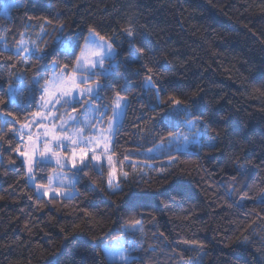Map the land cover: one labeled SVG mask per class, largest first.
Segmentation results:
<instances>
[{"label":"trees","instance_id":"trees-1","mask_svg":"<svg viewBox=\"0 0 264 264\" xmlns=\"http://www.w3.org/2000/svg\"><path fill=\"white\" fill-rule=\"evenodd\" d=\"M13 1L0 12V264H264V0ZM91 31L116 56L111 75L95 78L102 99L74 101V111L103 107L109 120L117 96L126 99L110 151L127 174L123 191L109 190L105 166L88 164L71 171L68 196L45 197L35 187L58 169L34 163L29 184L20 130L39 111L53 61L73 73ZM24 40L35 56L55 55L17 56ZM18 78L28 88L9 104ZM170 97L200 118L211 144L148 158L154 143H167ZM117 239L135 241L126 263L103 252Z\"/></svg>","mask_w":264,"mask_h":264},{"label":"rangeland","instance_id":"rangeland-1","mask_svg":"<svg viewBox=\"0 0 264 264\" xmlns=\"http://www.w3.org/2000/svg\"><path fill=\"white\" fill-rule=\"evenodd\" d=\"M1 7L0 12L2 14H7L9 9L14 5L13 0H0ZM90 36H94L99 43H110L109 41L105 40L100 41V37L93 31L89 32L82 49L85 48V43ZM21 48H28L31 50L34 49V45L31 44L29 41H21L18 48L15 49V52ZM112 50L116 53L115 48L112 45ZM29 53V52H28ZM81 53V52H80ZM27 54V53H24ZM80 56V54H79ZM78 56V57H79ZM105 60L104 67L108 68L110 66V62ZM112 64V62H111ZM73 73L69 74V76L65 77L62 84L57 85L52 83L54 72L51 73L49 79L47 80L48 84V91L44 93V100H40L39 105V115H34L32 120L25 126H23L20 130V143H23L24 153L27 155H32L34 161L40 160L43 162L53 163L57 167V171H54L51 175V184L49 183L48 186L42 187L37 186L35 187L32 172L29 173L28 165L25 163V155L22 156L23 163L25 166L27 180L31 186L35 187V191L37 194L43 195L44 191H48V195L45 197H52L57 196L53 189H58L60 195L58 196H68L70 193V189L74 187L73 181L74 176H72L71 171L80 169L83 165L80 163V149L84 147L85 144H88L87 149V156L85 157L84 163L85 164H92L96 165L97 168L105 166L107 170V181L109 179V172L114 173V180L113 186L114 189L116 187V182L120 180V178H126L123 169H120L117 166L115 158L110 153L111 151V143L113 134L121 123L123 116L114 117V114L109 120H105L103 116L99 113H94L92 109L99 108L98 106H91L89 105L85 110L81 113L77 114L74 110H68L70 106L64 103V100H72V96H59L60 103H56L57 96L64 90L70 88L72 86V75H75L77 78H80L86 73L84 72H76V63L73 68ZM63 72L55 71V75L59 76ZM96 78V77H95ZM35 79V78H33ZM46 82V81H45ZM45 82L43 85H45ZM98 82V81H96ZM99 83V82H98ZM42 85V86H43ZM89 85L82 84L81 88H87ZM94 87L95 84H92ZM79 90H74L73 95ZM89 98V97H88ZM80 98L77 96V100ZM117 99V98H116ZM115 99V101H116ZM17 100V99H16ZM76 100V101H77ZM126 101V99H124ZM115 101L113 104V113L115 109ZM63 105V106H61ZM49 109H51L49 111ZM199 126V124H198ZM31 137V139L29 138ZM77 140L76 144H73L72 140ZM47 143L50 148H54L56 154L53 155L52 153L46 154L45 157H41L40 153L44 150V144ZM57 144H62L61 147L56 148ZM200 145L211 144V140L205 135L203 136L199 142L189 143L186 148L187 149L190 145ZM73 150H75V158H76V167H72V159H73ZM95 152V154L99 157L98 160L92 161L90 158ZM158 153L156 154V156ZM146 157L149 158L148 152H146ZM110 158V160H109ZM57 161H60L58 164ZM142 163H146L142 161ZM103 164V165H100ZM63 165V167H61ZM68 169V170H65ZM120 187V186H119ZM109 188V185H108ZM110 190V188H109ZM113 191V190H110ZM259 200H264V194ZM139 231L138 228H135L132 233H137ZM135 241L133 239L127 240L126 242L120 239H117L114 242L109 244L103 245V249L105 247L110 249L124 250L127 259L125 261H121L119 256L114 258H109L106 256L108 261H115L119 263H126L131 259L130 251L134 248Z\"/></svg>","mask_w":264,"mask_h":264},{"label":"snow or ice","instance_id":"snow-or-ice-1","mask_svg":"<svg viewBox=\"0 0 264 264\" xmlns=\"http://www.w3.org/2000/svg\"><path fill=\"white\" fill-rule=\"evenodd\" d=\"M131 36V33H129ZM100 41H104V37H100ZM133 41H130V43ZM114 43V42H113ZM78 47V45H77ZM35 49L31 50V57H34L37 60H45L48 56L55 55V53H46L41 56H35ZM63 51L66 54L74 55V49L65 46ZM30 50L28 48H21L16 51V55L20 56L24 53H28ZM116 53L112 50V44L111 43H99L97 42L96 38L94 36H90L88 40L85 43V48L81 50L80 56L76 58V72H84L86 75L77 78L75 75H72V86L64 91H62L56 98V103H60L59 96H72V100H64V103L69 104L70 107L75 109L77 106L74 101L77 100V96L80 98L79 102L83 103L84 100H86L88 97H91L93 99H102L101 93L104 91V85L100 84L95 81V77L97 75L105 77V79L108 78L109 75H111V68L113 65L111 64V61L115 59ZM134 59H138V57H133ZM105 60H108L110 62V66L108 68L104 67ZM53 80L52 83L60 85L63 83L65 77L69 76L68 73H62L59 76L55 75V69L57 68V64L55 61H53ZM67 67V65H65ZM41 79H44L43 77L35 78L32 81V87L29 89L32 95V102L35 101V94H36V86L40 85ZM18 82L20 84V88L9 86V104H16V97L17 94L22 91L23 89L28 88V85L24 84L23 78H18ZM48 82H45V85L41 86L40 88V100H44V93L48 91L47 87ZM82 84L89 85L87 88H81L80 86ZM92 84H95L93 87ZM154 88H156V85L152 83L151 78H149L148 83L145 85V89L148 92H151ZM79 90L76 95H73L74 90ZM162 89H157L155 92L157 102L159 103L161 100V93ZM169 100L171 101V104L173 107L168 112L166 116H163L161 118V123L167 124L169 128V136L167 143H164L163 141L161 143H154L152 147L147 149V152L149 154V158L155 159L156 154L158 153L160 156H173L175 153H179L184 148L187 147L189 143L193 142H199L200 139L207 135V129L203 124H200L198 126L199 117H194L193 113L189 112L188 109L184 108L181 109L179 106L181 105L182 101L179 99H175L173 97H170ZM0 103H4V101H0ZM63 106V105H61ZM90 107V106H89ZM127 108V102L124 100L122 96H117V99L115 101V109H114V117H120L123 116L125 113V110ZM51 109H49L50 111ZM152 111H156V107L153 106ZM94 113H99L101 116L106 115L107 109L106 108H95L92 109ZM39 111L37 113H34V115H39ZM7 115L11 116L13 120L15 119V116L11 111H7ZM183 117V121L179 119V117ZM179 129V131H176ZM175 133V134H174ZM183 133V134H182ZM31 139V137H29ZM73 144L77 143V140L71 141ZM62 144H57L56 148L61 147ZM87 149L88 144H85L84 147L80 149V163L83 165V168L78 169V172L83 171L85 168L88 167L87 164L84 163L85 157L87 156ZM73 159H72V167H76V158H75V150H73ZM52 153L53 155L56 154V151L54 148H50L47 143L44 144V150L40 153V156L43 158L46 156V154ZM22 155H25V163L28 165V171L31 173L33 171V164H41L43 161H34L32 155H27L25 153H21ZM92 161H96L99 159V157L93 152L91 158ZM110 160V158H109ZM59 164L60 161H57ZM63 167V165H61ZM97 174H102V168L97 170ZM109 179H108V185L110 190H113V194H120L122 193L123 189L119 187V182H116V187L113 189V180H114V173L109 172ZM127 174L125 173V176ZM49 183L51 184V179L49 180ZM76 181H73V184H75ZM39 187V186H38ZM55 192V195H60V192L58 189H53ZM43 195L47 196L48 191L45 190ZM133 207H135V204H133ZM139 231L142 232V229H139ZM103 251L106 253V256L111 258H114L116 256L120 257V260L123 262L127 259L124 250L117 251L116 249H110L105 247Z\"/></svg>","mask_w":264,"mask_h":264}]
</instances>
